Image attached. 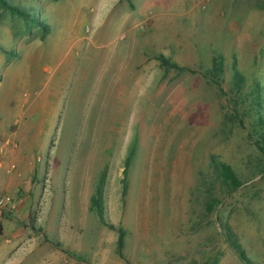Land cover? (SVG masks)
Here are the masks:
<instances>
[{"label": "rangeland", "instance_id": "rangeland-1", "mask_svg": "<svg viewBox=\"0 0 264 264\" xmlns=\"http://www.w3.org/2000/svg\"><path fill=\"white\" fill-rule=\"evenodd\" d=\"M16 2L51 31L0 6V243L28 264H264V0Z\"/></svg>", "mask_w": 264, "mask_h": 264}, {"label": "trees", "instance_id": "trees-1", "mask_svg": "<svg viewBox=\"0 0 264 264\" xmlns=\"http://www.w3.org/2000/svg\"><path fill=\"white\" fill-rule=\"evenodd\" d=\"M0 6L2 9L8 11L9 13L13 15H18L21 18H23L25 21L39 26L42 28L43 31V37L45 38L48 34H50V27L47 26V24L41 19H39L38 13L35 8H21L16 0H0ZM158 59L161 61L162 66L165 68L166 71H170L172 69H177L179 71H187L189 69L180 67L177 64L171 63V61L166 58L165 56L161 55L158 57ZM224 72V65H223V60L221 58H214L213 60V66L212 70H210L207 73V76L216 83V85L220 86L219 81ZM243 81L242 76L240 75L239 72L236 71L235 73V83L237 87H240L241 82ZM257 126L259 128V140L256 141V144L258 148L260 149L261 152L264 153V117L260 118V120L257 122ZM132 155L131 153L126 161H125V169H124V175L127 176L128 174V169L132 161ZM216 173L219 179L222 180V182L232 191H236L242 186V181L238 178L236 173L233 171V169L225 165L223 163H219L216 165ZM124 185V193H125V188H126V178L123 181ZM214 191L210 188L208 189V201L206 204V210L208 213H213L216 207L220 204L219 200L216 198V196L213 193ZM100 193V191H98ZM93 205L94 208H96L97 213L100 218H102V208L99 203V200L97 198L93 199ZM108 227L112 230H117L119 233V239H118V253L122 257L123 256V250L125 248V231L122 228H116L112 224H107ZM227 229L228 233L230 232V228H225ZM4 235V221H3V216L0 215V238ZM231 244L234 247V250L236 253L240 256V258L244 261H247V257L245 252L241 249V246L234 240L232 234H229Z\"/></svg>", "mask_w": 264, "mask_h": 264}, {"label": "crops", "instance_id": "crops-1", "mask_svg": "<svg viewBox=\"0 0 264 264\" xmlns=\"http://www.w3.org/2000/svg\"><path fill=\"white\" fill-rule=\"evenodd\" d=\"M10 243L14 245L8 244L9 246H5L4 242L0 243V264H24V262L28 264L32 261L33 254L22 251L17 252L18 244L14 242Z\"/></svg>", "mask_w": 264, "mask_h": 264}, {"label": "built area", "instance_id": "built-area-1", "mask_svg": "<svg viewBox=\"0 0 264 264\" xmlns=\"http://www.w3.org/2000/svg\"><path fill=\"white\" fill-rule=\"evenodd\" d=\"M22 201V200H21ZM10 200L6 199V198H3L0 200V210L3 209L7 204H9ZM14 208V206H12ZM1 211H0V215H1Z\"/></svg>", "mask_w": 264, "mask_h": 264}]
</instances>
